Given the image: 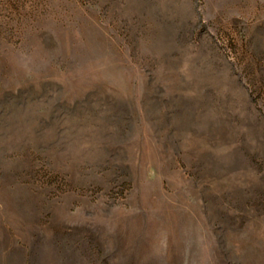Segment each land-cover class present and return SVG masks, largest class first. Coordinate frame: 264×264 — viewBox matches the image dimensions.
<instances>
[{
	"label": "rangeland",
	"instance_id": "374dc122",
	"mask_svg": "<svg viewBox=\"0 0 264 264\" xmlns=\"http://www.w3.org/2000/svg\"><path fill=\"white\" fill-rule=\"evenodd\" d=\"M0 264H264V0H0Z\"/></svg>",
	"mask_w": 264,
	"mask_h": 264
}]
</instances>
